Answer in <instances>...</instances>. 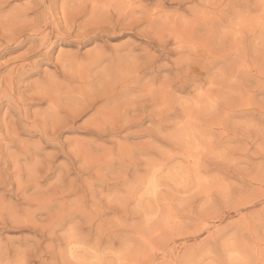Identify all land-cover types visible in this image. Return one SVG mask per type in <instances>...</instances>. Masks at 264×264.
I'll list each match as a JSON object with an SVG mask.
<instances>
[{
  "label": "rangeland",
  "instance_id": "rangeland-1",
  "mask_svg": "<svg viewBox=\"0 0 264 264\" xmlns=\"http://www.w3.org/2000/svg\"><path fill=\"white\" fill-rule=\"evenodd\" d=\"M0 264H264V0H0Z\"/></svg>",
  "mask_w": 264,
  "mask_h": 264
},
{
  "label": "bare ground",
  "instance_id": "bare-ground-1",
  "mask_svg": "<svg viewBox=\"0 0 264 264\" xmlns=\"http://www.w3.org/2000/svg\"><path fill=\"white\" fill-rule=\"evenodd\" d=\"M66 13V12H65ZM198 145V144H197Z\"/></svg>",
  "mask_w": 264,
  "mask_h": 264
}]
</instances>
